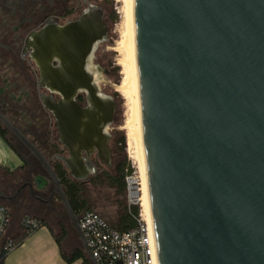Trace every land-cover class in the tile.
<instances>
[{"label": "water", "instance_id": "obj_1", "mask_svg": "<svg viewBox=\"0 0 264 264\" xmlns=\"http://www.w3.org/2000/svg\"><path fill=\"white\" fill-rule=\"evenodd\" d=\"M142 137L159 264H264V0H132ZM100 7L76 23V70L108 40ZM84 31L87 35H84ZM80 62V67L78 66ZM76 147L111 168L115 103L94 76H76ZM3 127L49 175L91 264L78 216L36 145ZM78 149V148H77ZM82 180V179H78ZM30 186L31 198L35 197ZM13 196L0 192V202ZM3 249L0 262L6 257Z\"/></svg>", "mask_w": 264, "mask_h": 264}, {"label": "flooded vegetation", "instance_id": "obj_2", "mask_svg": "<svg viewBox=\"0 0 264 264\" xmlns=\"http://www.w3.org/2000/svg\"><path fill=\"white\" fill-rule=\"evenodd\" d=\"M91 1L0 0V116L36 145L59 179L82 186L103 167L93 146L76 147V103L82 109L87 107L86 94L76 96V76L95 79L97 71L98 47L86 56L90 37L83 41L82 70H76V23L89 11ZM105 123L101 115L98 127L110 135ZM0 126L5 129L1 122ZM8 135L18 143L25 173L17 184L8 185V196L22 190L5 204L60 225L66 213L62 214L58 197L50 199L55 186L49 175L14 135ZM29 185L34 196L45 203L31 198Z\"/></svg>", "mask_w": 264, "mask_h": 264}, {"label": "rangeland", "instance_id": "obj_3", "mask_svg": "<svg viewBox=\"0 0 264 264\" xmlns=\"http://www.w3.org/2000/svg\"><path fill=\"white\" fill-rule=\"evenodd\" d=\"M91 4L97 7H100L104 12V22L108 26V40L100 45H98L97 51L95 53V65L97 67L95 82L98 85L102 95L110 97L113 99L116 109L114 113L113 124L110 126L109 133L111 135L110 141L108 144L110 150V162L111 168H108L106 165L102 164L101 170H112L114 165L127 158L131 163V166L135 169L133 177L138 180V185L136 192L139 191V171L137 167L136 159L133 155L135 150L130 145L128 141V131L125 129L126 123V107H125V98L120 92H118V86L122 84L123 81V67L119 65V53L115 50L117 43L120 40V28L122 24L121 8L122 2L120 0H92ZM113 13L119 17L118 23L114 24L111 20ZM125 138L126 140V152L122 153L120 150V139ZM86 197L89 200L90 204L93 206V209L96 213L102 217L105 215H111V219H116L117 214L120 211V207L116 205L115 201H123L122 198L116 196V192L113 189H110L106 186L95 187L94 185L87 183L85 185ZM139 200V193L137 196ZM55 203H59L58 199H55ZM126 203L128 206L131 205V200L129 198V193H127ZM62 210V214L66 213L62 203L58 204ZM140 206V203L138 202ZM141 209V207H140ZM64 222L67 224L70 230L73 229V226L68 218V216L63 214ZM110 219V220H111ZM140 219L141 212H140ZM53 226L57 229L58 224L56 222L52 223ZM73 231V230H72ZM72 233V238L74 240V245L78 246L79 242L77 237Z\"/></svg>", "mask_w": 264, "mask_h": 264}, {"label": "built area", "instance_id": "obj_4", "mask_svg": "<svg viewBox=\"0 0 264 264\" xmlns=\"http://www.w3.org/2000/svg\"><path fill=\"white\" fill-rule=\"evenodd\" d=\"M126 182L131 205H137L138 180L131 176ZM78 222L97 264H159L154 230L142 219L138 220L137 228L128 232L115 230L105 218L91 210L82 212L78 216ZM12 223L11 209L0 203V243L4 241ZM43 226L44 222L40 218L31 215H25L21 219V228L28 236L38 232ZM1 248L8 253L16 249L17 245L10 239Z\"/></svg>", "mask_w": 264, "mask_h": 264}, {"label": "crops", "instance_id": "obj_5", "mask_svg": "<svg viewBox=\"0 0 264 264\" xmlns=\"http://www.w3.org/2000/svg\"><path fill=\"white\" fill-rule=\"evenodd\" d=\"M24 173V160L0 135V192L6 194L8 185L11 183L17 184ZM9 208L13 214V223L4 238V242L10 239L14 240L22 234L21 219L25 215L40 218L44 222V226L38 232L29 235L19 247L9 251L1 261L2 264H67L63 255H69L77 249L84 251L75 230H70L64 219L56 229L52 224L54 221L50 218L24 211L17 212L13 208ZM71 232H74L78 238V246L74 245ZM58 239L61 240V244L58 243ZM1 247L2 243H0V252ZM73 264H85V262L81 259Z\"/></svg>", "mask_w": 264, "mask_h": 264}, {"label": "bare ground", "instance_id": "obj_6", "mask_svg": "<svg viewBox=\"0 0 264 264\" xmlns=\"http://www.w3.org/2000/svg\"><path fill=\"white\" fill-rule=\"evenodd\" d=\"M120 1L122 2V8L120 11L122 24L119 29L120 40L117 43L115 50L120 56L118 63L123 67V81L122 84L118 86L117 90L122 94L126 101L125 129L128 131V141L135 150L133 155H135L134 159H136L139 171L138 193L141 207V218L151 230H154L142 137L139 79L133 31V1Z\"/></svg>", "mask_w": 264, "mask_h": 264}, {"label": "trees", "instance_id": "obj_7", "mask_svg": "<svg viewBox=\"0 0 264 264\" xmlns=\"http://www.w3.org/2000/svg\"><path fill=\"white\" fill-rule=\"evenodd\" d=\"M109 18H111L114 24L118 23L119 17L116 15V13H113ZM0 135L18 153V155L22 157L21 150L16 147L18 146V143H16L15 139L11 138L8 135L7 130L3 129L1 126ZM119 143L120 150L125 154V138H121ZM134 173L135 169L131 166V163L127 160V158H125L122 161L117 162L112 170H100L96 175L92 177L89 182L95 187L106 186L110 189H113L116 192V196L123 199V201H115L116 205L120 207V211L117 214L116 219H111V215H105L106 217H103L107 220L112 228L119 232H128L137 228L138 220L140 219V206L138 204L128 206L126 203L128 193L126 179L133 176ZM61 181L70 205L77 216H79L85 210L94 211L93 206L90 204L85 195V186L70 184L67 180L64 179H61ZM27 237L28 235L22 232V234L18 238H15L13 241L16 242L17 247H19ZM58 243L61 244L60 239H58ZM63 256L67 264H73L77 260L81 259L84 260L85 264H90L86 254L81 249L73 250L69 255ZM0 264H2V262Z\"/></svg>", "mask_w": 264, "mask_h": 264}]
</instances>
